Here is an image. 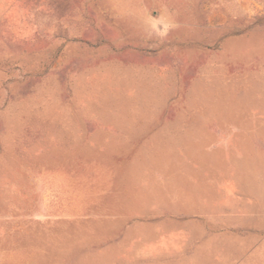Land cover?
Wrapping results in <instances>:
<instances>
[{
	"label": "rangeland",
	"instance_id": "rangeland-1",
	"mask_svg": "<svg viewBox=\"0 0 264 264\" xmlns=\"http://www.w3.org/2000/svg\"><path fill=\"white\" fill-rule=\"evenodd\" d=\"M0 264H264V0H0Z\"/></svg>",
	"mask_w": 264,
	"mask_h": 264
}]
</instances>
